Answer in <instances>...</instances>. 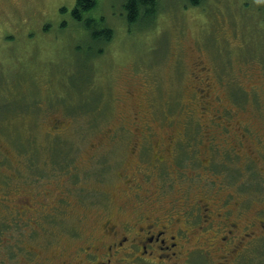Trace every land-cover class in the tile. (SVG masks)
<instances>
[{
  "label": "rangeland",
  "instance_id": "obj_1",
  "mask_svg": "<svg viewBox=\"0 0 264 264\" xmlns=\"http://www.w3.org/2000/svg\"><path fill=\"white\" fill-rule=\"evenodd\" d=\"M75 1L0 0V264H27V242L40 256L28 264H59L103 240L107 217L199 201L228 202L237 233L254 231L225 264H264L262 0H156L138 22L125 0L76 21ZM24 191L32 239L9 208ZM199 232L190 246L207 248L215 225Z\"/></svg>",
  "mask_w": 264,
  "mask_h": 264
},
{
  "label": "flooded vegetation",
  "instance_id": "obj_2",
  "mask_svg": "<svg viewBox=\"0 0 264 264\" xmlns=\"http://www.w3.org/2000/svg\"><path fill=\"white\" fill-rule=\"evenodd\" d=\"M0 189L2 191L0 207L6 211L8 188L2 186ZM65 195V192L59 194L56 200H64ZM135 196L139 197L140 194L135 193ZM30 197H32L30 191H24L17 196V200L12 202L11 206L9 205V208L12 213L22 216V223L29 225L30 229L26 236L32 239L31 236L35 234V216H32V212L37 209L38 204L36 199ZM227 203L225 201L218 203L216 209L206 201L184 203L185 207L171 204L169 213L165 216H160L158 213L152 215L154 210L148 209L146 213L139 212L132 220L119 222L107 217L101 221L99 236L104 237L103 240L96 237L89 239L85 244L67 252L65 259L59 264H180L182 262L190 264L188 259L190 252L203 250L204 253L210 254L216 249H220L216 264H225L229 258L241 252L244 239L251 238L254 234L252 230L237 233L238 222L228 216L230 207L226 206ZM49 208L52 209L53 205ZM14 214L11 216L16 217ZM44 214L48 215L47 212ZM179 214L184 216L181 217ZM3 215L7 217V213ZM11 219L8 216V220ZM257 221L264 230V220L257 219ZM181 222L186 227H183ZM213 225L216 233L211 235L207 248L190 246V238L195 230L204 233ZM21 248L25 250L24 259L27 264L28 260L38 262L40 256L34 250L32 243L21 244Z\"/></svg>",
  "mask_w": 264,
  "mask_h": 264
},
{
  "label": "trees",
  "instance_id": "obj_3",
  "mask_svg": "<svg viewBox=\"0 0 264 264\" xmlns=\"http://www.w3.org/2000/svg\"><path fill=\"white\" fill-rule=\"evenodd\" d=\"M199 1L200 0H190V2L193 4H197ZM262 2L264 3V0H262ZM95 6L96 0H76L75 5L71 10V15L76 21L81 20V14H86L87 12L91 11V9ZM124 6L127 11V19L129 21L135 22L139 18H145L147 15H150L153 12L155 13L156 8L154 7L156 6V0H125ZM84 24L86 25L85 21ZM99 33L97 31H93L91 33L94 40H97Z\"/></svg>",
  "mask_w": 264,
  "mask_h": 264
}]
</instances>
